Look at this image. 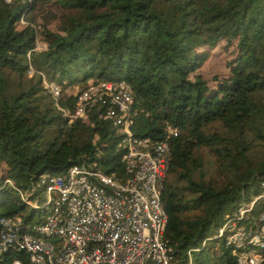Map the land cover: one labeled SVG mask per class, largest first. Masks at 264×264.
Returning <instances> with one entry per match:
<instances>
[{
    "label": "trees",
    "instance_id": "obj_1",
    "mask_svg": "<svg viewBox=\"0 0 264 264\" xmlns=\"http://www.w3.org/2000/svg\"><path fill=\"white\" fill-rule=\"evenodd\" d=\"M220 41L227 71L206 78L201 65ZM88 79L129 85L134 135L178 130L166 137L160 191L171 264H239L228 229L217 230L233 222L254 233L264 212V0H0V215L30 221L43 207L23 213L18 191L34 197L40 174L73 163L126 177L104 102L85 120L61 113ZM261 239L239 247L259 251L257 264Z\"/></svg>",
    "mask_w": 264,
    "mask_h": 264
},
{
    "label": "built area",
    "instance_id": "obj_2",
    "mask_svg": "<svg viewBox=\"0 0 264 264\" xmlns=\"http://www.w3.org/2000/svg\"><path fill=\"white\" fill-rule=\"evenodd\" d=\"M44 84L55 97L57 86ZM131 101L125 81L93 79L77 94L72 112L61 109L68 121L85 120L89 105L106 104L101 116L121 134L117 146L122 149L126 177L117 178L83 162L61 173L40 174L39 193L30 198L31 187L18 195L28 206L43 207L48 214L31 226L17 213L0 215V257L17 250L22 253L10 264H171L170 247L163 239L167 216L160 191L169 159L166 137L178 130L165 125V138L160 140L134 135ZM251 203L240 207L239 213ZM259 220L254 233L236 228L233 222L217 230L221 235L228 229L225 241L233 244L239 264H257L262 258L255 248L239 249L245 240L262 245L264 212Z\"/></svg>",
    "mask_w": 264,
    "mask_h": 264
},
{
    "label": "rangeland",
    "instance_id": "obj_3",
    "mask_svg": "<svg viewBox=\"0 0 264 264\" xmlns=\"http://www.w3.org/2000/svg\"><path fill=\"white\" fill-rule=\"evenodd\" d=\"M44 47H45V43L42 40L37 39L35 43V48L42 49ZM228 49H230V47H228ZM226 51L227 50H225L223 47V41H220L209 52L208 57L201 65V70L206 78H211V76L215 74L224 75L226 73L227 67L225 65V62L228 58V53ZM87 81H90V79H88ZM75 88H72L71 90H74ZM29 209L30 207L26 205L23 213L28 212ZM47 214H48L47 210H35L34 213L32 214L31 220L28 222V226L36 224L40 219L44 218Z\"/></svg>",
    "mask_w": 264,
    "mask_h": 264
}]
</instances>
